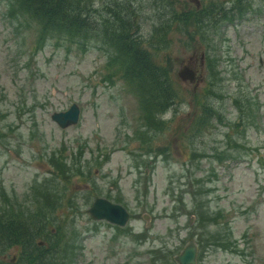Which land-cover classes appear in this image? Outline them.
I'll return each instance as SVG.
<instances>
[{"label":"rangeland","instance_id":"obj_1","mask_svg":"<svg viewBox=\"0 0 264 264\" xmlns=\"http://www.w3.org/2000/svg\"><path fill=\"white\" fill-rule=\"evenodd\" d=\"M94 2L98 13L120 2L130 38L168 69L177 92L171 115L156 112L162 126L148 127L149 97L111 73L120 62L110 49L40 45L36 21L0 0V212L12 204L50 210L57 188L49 228L60 240L45 239L39 264H178L190 240L196 264H264V0L247 10L245 0ZM234 5L242 12L215 17ZM184 65L192 80L178 76ZM200 100L222 119L215 114L194 132ZM72 102L78 120L60 126L51 113ZM98 195L125 206L126 224L91 216ZM201 210L212 219H200ZM16 253L2 250V264Z\"/></svg>","mask_w":264,"mask_h":264},{"label":"trees","instance_id":"obj_2","mask_svg":"<svg viewBox=\"0 0 264 264\" xmlns=\"http://www.w3.org/2000/svg\"><path fill=\"white\" fill-rule=\"evenodd\" d=\"M14 2L15 14H26L28 18L33 19L38 24L36 41L40 45L47 42V40L54 41L56 45L76 43L79 44L82 50H86L90 41H98L100 49L106 46L104 50L108 53L110 49V59L120 62L111 73L115 75V72L117 74L121 72L128 81L135 83V87L140 90L142 95L149 97L146 103L142 101V108L144 106L148 112L146 117L143 116L147 120L148 127L162 126L156 112L171 108L176 101L177 92L171 82L168 69L156 67V64L148 58V53L139 48L136 45L137 42L130 38V27L126 31L123 28L125 23L120 12H124V9L121 7L123 5H120V2L107 4L100 13H98L94 0H14ZM252 5V0H245V10L250 9ZM241 12L242 8L234 5L229 8L220 7L214 12L216 16L213 13L210 14H212V17L219 16L223 18ZM124 14L126 15V12ZM95 15H98L97 20L99 22L92 20V16L95 18ZM114 17L117 19H114ZM115 22L116 26H122L124 31L122 33L126 36L114 34ZM114 48L119 50L115 57H113ZM208 59L212 60L210 56H208ZM217 59L218 57H214L215 61ZM210 65L214 70V64L210 62ZM128 73L131 80L128 78ZM137 75L138 78L135 79ZM109 76L111 77V75ZM210 90H212L211 87ZM234 101L237 103L239 98H234ZM207 102L204 103L200 100L199 113L194 115L191 122V129L194 132H200L215 114L218 115L220 120L222 119L221 113L217 112L214 105ZM59 171L66 174L63 169ZM58 193L57 188H53L55 201L50 206V210L46 207L31 212L25 206L12 204V208L9 206L7 212H0V256H2V250L13 245L17 246L20 254H15V256L19 254V256H16L18 260L13 261L11 264H39L41 262L39 255L44 258L45 251L49 249L45 248V239L60 240L58 234L56 237L51 235L49 228V215L60 198ZM73 199L71 197L70 201ZM196 203L200 205L199 201H196ZM6 205L7 203L2 208ZM198 205L195 207H198ZM202 211L199 213L200 219H212V216H208L210 215L209 212L205 214L207 210ZM204 223L205 221H201L200 226ZM203 235L207 237L213 235V233H200L201 237ZM206 241L204 246L210 244L208 239ZM198 244L200 245L199 241ZM2 258L0 257V264H2ZM13 260L15 259L13 258Z\"/></svg>","mask_w":264,"mask_h":264},{"label":"water","instance_id":"obj_3","mask_svg":"<svg viewBox=\"0 0 264 264\" xmlns=\"http://www.w3.org/2000/svg\"><path fill=\"white\" fill-rule=\"evenodd\" d=\"M178 76L182 79L192 80L195 76V71L187 65L182 66L178 70ZM79 117V106L73 102L64 109L53 111L51 118L54 119L60 126H66L75 123ZM88 211L94 218H104L110 222L124 224L129 216V212L120 203L112 202L109 199L98 196L91 205ZM197 247L193 240H190L182 250L174 256L178 264H195L196 263Z\"/></svg>","mask_w":264,"mask_h":264},{"label":"clouds","instance_id":"obj_4","mask_svg":"<svg viewBox=\"0 0 264 264\" xmlns=\"http://www.w3.org/2000/svg\"><path fill=\"white\" fill-rule=\"evenodd\" d=\"M168 114L171 115V109L168 110Z\"/></svg>","mask_w":264,"mask_h":264}]
</instances>
